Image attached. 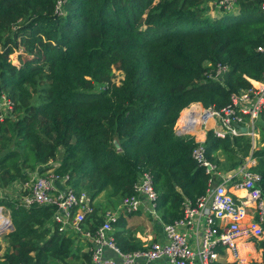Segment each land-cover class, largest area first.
<instances>
[{
	"label": "trees",
	"instance_id": "16d2710c",
	"mask_svg": "<svg viewBox=\"0 0 264 264\" xmlns=\"http://www.w3.org/2000/svg\"><path fill=\"white\" fill-rule=\"evenodd\" d=\"M212 1L67 0L55 17V0H0V96L14 104L0 124V191L41 174L62 150L56 171L69 175L75 191L92 200L106 190L122 198L148 171L160 220L179 219L182 202L204 195L210 179L191 158L193 139L175 135L180 113L195 103L219 111L249 80L264 79V51H257L264 44V0H237L238 14L220 19L208 16ZM216 63L228 72L219 82L206 80V64ZM113 68L123 73L119 86L110 84ZM256 127L264 143V107ZM204 146L226 173L242 165L251 140L209 130ZM253 157L264 197V145ZM0 207L14 228L0 264L89 262L85 246L53 226V206L24 209L0 194ZM89 220L90 230L101 223L97 215ZM125 227L124 218L114 226L116 246L140 250ZM256 248L264 264V240Z\"/></svg>",
	"mask_w": 264,
	"mask_h": 264
},
{
	"label": "built area",
	"instance_id": "2783aa9c",
	"mask_svg": "<svg viewBox=\"0 0 264 264\" xmlns=\"http://www.w3.org/2000/svg\"><path fill=\"white\" fill-rule=\"evenodd\" d=\"M236 2L216 0L209 6L231 13ZM66 3L67 0H55L53 16H62ZM261 10L264 13V3ZM257 51L263 52L264 44ZM227 72L228 66L224 64H206L203 76L206 80L219 82ZM122 80L123 73L113 68L110 84L119 86ZM249 83L247 90L231 95L230 104L219 111L195 103L183 110L186 112L184 116L183 111L180 113L174 127L175 135L193 139L191 158L197 166L205 169L210 179L204 195L194 202L187 199L182 202L179 219L163 224L161 241H152L140 250L123 253L113 237L118 220L139 212L144 203L148 215L159 220L156 210L158 194L148 171L140 174L131 195L122 197L114 208L99 212L89 194L73 189L68 174H59L45 166L41 168V174L33 173L21 183L22 196L18 198V206L24 209L53 206V226L58 233L72 236L85 246L84 252L89 255L86 264H150L161 259L168 264H263L262 260H258L263 251L256 248V243L264 240V197L261 176L254 171L257 161L253 152L264 145L256 127L264 107V79L249 80ZM108 86L107 83L99 86V90L104 91ZM13 108V102L1 95L0 124L11 115ZM212 120L216 121L212 129L216 137L247 136L251 140L249 155L233 173H219L206 157L205 128ZM242 127L246 128L245 133L241 132ZM239 191L244 192L247 199L235 198L233 193ZM249 209L253 211L251 219ZM94 215L101 219V223L90 230L87 220L90 219L88 223L92 224L91 217ZM7 221L8 229L10 219L7 218ZM106 251H111L114 257H106Z\"/></svg>",
	"mask_w": 264,
	"mask_h": 264
},
{
	"label": "crops",
	"instance_id": "0c3cea01",
	"mask_svg": "<svg viewBox=\"0 0 264 264\" xmlns=\"http://www.w3.org/2000/svg\"><path fill=\"white\" fill-rule=\"evenodd\" d=\"M209 4H210V2L208 3V7H209L208 15L209 14L212 15L214 12L219 11L217 9H213L212 7L210 8ZM235 8L237 9V7H235ZM219 12H222V11H219ZM220 18L216 17V19H220ZM215 125H216L215 120L210 121L209 124L207 125V127L205 128V131L212 130L215 127ZM234 171H235V169L230 170L226 173H222V174L227 175V174L233 173ZM233 195L235 198H242L244 200L247 199L246 194L245 193L242 194L241 191L234 192ZM103 200H104V194H100L96 199H94L95 206L99 212H102L106 209L105 207L101 208L102 204H100V203H102ZM120 200L121 199H119V198L118 199L117 198H109L110 202L107 199L106 205L109 206V208H114L115 206H117L119 204ZM248 212H249V219H251L253 217L252 216L253 211L251 209H249ZM124 220H125V224H126L125 230L137 242H139L141 244V247H143L144 245H149L150 242H152V241H157V240L161 241L163 238L162 226L164 223L160 220V218H159V220H154L151 216L148 215V213L146 211V203H144V205L141 206V209L139 210V212H137L131 216L125 217ZM105 256L106 257H114L113 253L111 251H106ZM259 259L262 260V254H260V257L258 256V260ZM150 264H168V263L166 262V260L161 259V260L155 261V262L150 263ZM222 264H227V263H222Z\"/></svg>",
	"mask_w": 264,
	"mask_h": 264
},
{
	"label": "rangeland",
	"instance_id": "374dc122",
	"mask_svg": "<svg viewBox=\"0 0 264 264\" xmlns=\"http://www.w3.org/2000/svg\"><path fill=\"white\" fill-rule=\"evenodd\" d=\"M236 14H238V8L237 9L234 8V11L232 13H225V12H219L218 11V12H214L212 15L209 14L208 16L211 19H216V17L217 18H220L221 16L222 17L225 16V15H231L232 16V15H236ZM17 57H18L17 54H15V55H13L11 57L13 63L16 64V65H18V63H19V60H18ZM23 58L24 59H29V57H26L25 55L22 57V59ZM95 89H98V88H95ZM62 158H63V152H62V150H59L58 153H57V156H56V160H54L52 162H49L47 164L48 168L56 171V169H58L59 166H60V164H61ZM220 160L223 161L224 160V157L223 156H220ZM21 185L22 184L20 182H15L11 186H9V187L5 188L4 190L0 191V194L2 196H7L8 198L13 199L14 201H17L18 202V198L22 196V192L20 191ZM102 194H104V200L102 201V203H100V204H102L101 205L102 206L101 208L105 207L106 209H108L109 206L106 205V202H107V199L109 201V198H110L109 197V190L104 191ZM119 199H121V198H119ZM0 208H2L1 213H2L3 217L10 219L8 210L5 209V208H3V207H0ZM8 234H9L8 231H5L3 233H0V256H2L7 251V249H8V242H7V239H6V236ZM82 251H84V249ZM65 264H79V262L78 261H74V260H68Z\"/></svg>",
	"mask_w": 264,
	"mask_h": 264
},
{
	"label": "bare ground",
	"instance_id": "6f19581e",
	"mask_svg": "<svg viewBox=\"0 0 264 264\" xmlns=\"http://www.w3.org/2000/svg\"><path fill=\"white\" fill-rule=\"evenodd\" d=\"M185 113L186 112L183 111L182 116H184ZM198 134H199V136H202L201 133H198ZM242 194H244V193L242 192ZM6 225H7V218L3 217V215L0 211V231H6V229H7Z\"/></svg>",
	"mask_w": 264,
	"mask_h": 264
},
{
	"label": "water",
	"instance_id": "95a60500",
	"mask_svg": "<svg viewBox=\"0 0 264 264\" xmlns=\"http://www.w3.org/2000/svg\"><path fill=\"white\" fill-rule=\"evenodd\" d=\"M241 132H242V133H245V132H246V128H245V127H242V128H241ZM113 145H114V147H115L116 149H119V145H118V143H117L116 140H114ZM9 222H10V224H9V228L6 230V231H8V233L12 232L13 229H14V228H13V225H12V223H11V221H9ZM7 223H8V221H7ZM3 232H5V231H1L0 233H3Z\"/></svg>",
	"mask_w": 264,
	"mask_h": 264
}]
</instances>
